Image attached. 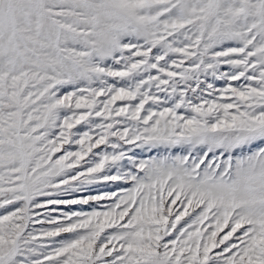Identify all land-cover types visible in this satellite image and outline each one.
Masks as SVG:
<instances>
[{"label": "snow or ice", "instance_id": "6c2138e0", "mask_svg": "<svg viewBox=\"0 0 264 264\" xmlns=\"http://www.w3.org/2000/svg\"><path fill=\"white\" fill-rule=\"evenodd\" d=\"M0 264H264V0H0Z\"/></svg>", "mask_w": 264, "mask_h": 264}, {"label": "rangeland", "instance_id": "374dc122", "mask_svg": "<svg viewBox=\"0 0 264 264\" xmlns=\"http://www.w3.org/2000/svg\"><path fill=\"white\" fill-rule=\"evenodd\" d=\"M73 210H77L79 209V206H71ZM65 210H68L67 208H65ZM84 210H88L87 206L84 207Z\"/></svg>", "mask_w": 264, "mask_h": 264}]
</instances>
